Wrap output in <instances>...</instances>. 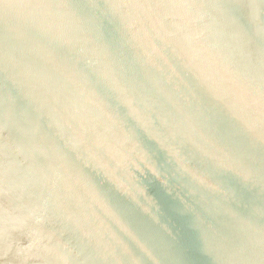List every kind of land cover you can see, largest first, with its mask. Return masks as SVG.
I'll return each mask as SVG.
<instances>
[{"label": "water", "instance_id": "1", "mask_svg": "<svg viewBox=\"0 0 264 264\" xmlns=\"http://www.w3.org/2000/svg\"><path fill=\"white\" fill-rule=\"evenodd\" d=\"M0 264H264V0H0Z\"/></svg>", "mask_w": 264, "mask_h": 264}]
</instances>
